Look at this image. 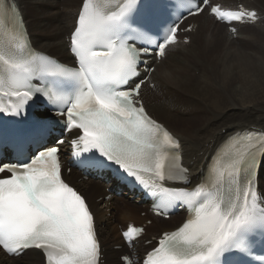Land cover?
Masks as SVG:
<instances>
[{
  "label": "snow or ice",
  "instance_id": "obj_1",
  "mask_svg": "<svg viewBox=\"0 0 264 264\" xmlns=\"http://www.w3.org/2000/svg\"><path fill=\"white\" fill-rule=\"evenodd\" d=\"M138 5L139 0H121L105 8L82 0L70 35L74 68L40 55L13 54L0 48V95L22 97L27 102L39 94L51 102L60 92L50 82L74 85L61 114H66L69 130L82 132L85 151L95 150L114 162L154 197H160L165 208L182 201L194 212L177 230L165 233L137 264H219L226 251H247L237 242L239 233L256 225L264 228V193L259 184H253L251 173L255 155L250 153L247 160L231 159L226 179L218 165L191 189L167 186L166 182L187 185L191 180L188 170L175 163L178 157L169 152V148L179 147L178 141L148 115L142 101L136 106L134 97H139L143 84L135 81L139 57L153 54V50L117 35L124 18ZM206 8L218 20L226 16L257 18L254 11H222L209 0H192L187 15H200ZM11 11L8 0H0V19L7 23ZM177 30L178 24L156 46L155 55L165 54L167 45L175 42ZM23 37L16 31L12 40L24 48ZM45 77L52 78L45 87L33 86L34 78L43 81ZM0 112L7 109L0 107ZM9 114L18 115L19 105ZM243 167L249 169L247 183L241 180L234 185L235 174ZM4 173L8 175L0 176V246L5 253L20 255L38 249L47 264H100L93 216L84 198L62 179L57 147L38 152L26 163H0V174ZM139 231L129 228L123 235L127 239Z\"/></svg>",
  "mask_w": 264,
  "mask_h": 264
},
{
  "label": "bare ground",
  "instance_id": "obj_2",
  "mask_svg": "<svg viewBox=\"0 0 264 264\" xmlns=\"http://www.w3.org/2000/svg\"><path fill=\"white\" fill-rule=\"evenodd\" d=\"M8 2L11 6H16L22 25L36 51L47 53L66 64L73 62L69 54L70 43H65V40L74 29L82 0L75 12L73 11L77 0H8ZM212 4H220V8L225 9H237L238 5H242L247 10H255L258 19L253 25H236V35L232 36L226 25L217 23L207 13L199 20L197 19L203 15L202 13L192 17L183 26V29L192 26V30L180 33L178 43L166 48L164 60L158 65L156 62L150 64L155 68L150 74L141 77L143 79L148 76V79L141 86L139 99L148 115L178 141L179 147L170 149L172 154L178 157L175 163L178 162L177 164L188 170L191 183L187 188H193L204 179L203 176L212 157L220 152L227 140L233 142L227 146L230 150L224 152L226 156L230 151L244 154L242 149L248 143L239 141L237 136L246 133L250 134L253 142V153L260 154L257 161L259 164L257 184L264 193V159H262L264 158V87L260 84L264 81V73L260 71L258 65V67L254 66L251 76L245 78L239 75V85H231L233 77L238 72L234 67L237 63L252 57H257L260 61L263 60L261 57L264 58V0H213ZM65 5L69 7L66 8ZM13 25L18 26V22ZM211 28L213 32L209 31ZM185 39L189 40L187 44L184 42ZM198 42H200L199 47L201 46L200 51L198 48H193ZM255 45L259 47L257 48L259 52L256 51L257 49L254 50ZM247 47L251 49L249 54L243 52ZM192 48L194 50L191 53ZM179 50L183 52L190 50V54L189 52L179 54ZM198 64L207 71L206 75L202 74V80L194 78L199 69ZM218 68H222L223 71L217 70ZM157 72L160 73V80L156 78ZM214 73L222 80L221 84L213 77ZM229 84L232 97L223 98L219 94L224 92L222 85L229 86ZM209 86H212L210 91L204 89ZM216 86L219 87L218 90L213 88ZM193 113H200L201 116L188 118L192 120L180 118L182 115L189 116ZM179 122L184 123L180 128L175 126ZM64 150L65 148L61 147V151ZM65 180L75 186L86 198L89 210L93 214L97 241L101 247L100 264H124L121 261L122 257L131 256V253L135 254V257H143L157 243L156 239L161 233L176 229L184 219L182 213L170 217L167 221L162 220L146 205H137L123 196L120 198L114 196V190L111 189L113 184L107 185L103 181L92 179L85 180L75 169L69 175H65ZM141 212H145L142 218H140ZM145 221H149L150 225L146 226L144 234L137 239V244L129 251L128 246L121 242L120 234L116 235V225L125 227L126 224L137 222L136 225L142 226ZM30 252L34 253L39 261L26 263L24 259ZM0 264L46 263L43 254L38 250L29 249L21 256L13 258L6 256L0 249Z\"/></svg>",
  "mask_w": 264,
  "mask_h": 264
},
{
  "label": "rangeland",
  "instance_id": "obj_3",
  "mask_svg": "<svg viewBox=\"0 0 264 264\" xmlns=\"http://www.w3.org/2000/svg\"><path fill=\"white\" fill-rule=\"evenodd\" d=\"M81 0H77V2H76V4H75V8H74V11L73 12H75V9H76V7L78 6V4H79V2H80ZM71 4V3H70ZM69 4V5H70ZM69 5L68 6H66L65 5V7L67 8V7H69ZM203 15L201 16V17H199L197 20H199L200 18H203L204 17V14L205 13H202ZM209 31H211V32H213V28H211ZM67 37V36H66ZM66 43V42H65ZM186 43V42H185ZM187 44V43H186ZM199 45H200V42H198L197 43V45L196 46H194L193 48L195 49H199L198 51H200L201 50V46L199 47ZM256 47V48H255ZM191 49V53L193 52V50L194 49ZM254 50L255 49H259V47L257 46V45H255L254 47ZM258 49L256 50V51H258ZM251 49L249 48V47H247V48H245L244 49V51L243 52H249ZM190 51V50H189ZM189 51H181V50H179L178 51V53L179 54H188V52ZM261 51V50H260ZM186 52V53H185ZM243 52H241V53H243ZM259 52V51H258ZM241 53H240V55H241ZM249 53H251V51L249 52ZM248 53V54H249ZM189 54H190V52H189ZM234 54V53H233ZM263 54H264V52H263ZM263 54H262V56H263ZM232 55V54H231ZM245 57V56H244ZM261 57V56H260ZM245 58H247V57H245ZM249 58H247V60H244V61H242V62H240V63H237L234 67L236 68V70H238V72L235 74V76L233 77V80H232V82H231V85L233 86H237V85H239V83H240V76L242 75L243 77H245V78H247V77H249V76H251V72H252V68L254 67V66H257L259 69H260V71L261 72H263L264 73V58L263 57H261V59H263L262 61H260V60H258V58L257 57H252L251 59H249ZM164 60V59H163ZM258 60V61H257ZM236 61V60H235ZM257 62V63H256ZM248 63V64H247ZM160 64V63H159ZM251 64V65H250ZM158 65V64H157ZM243 65V66H242ZM198 66H199V69H198V71L195 73V75H194V78H199V79H203L202 77V74H205L206 75V73H207V71L205 70V67L203 68V66L201 67L199 64H198ZM246 67H247V69H246ZM154 68H155V66H154ZM201 68H202V70H201ZM212 68V67H211ZM200 70V71H199ZM213 70H215V69H213ZM217 70H221V71H223L222 70V68H218ZM263 70V71H262ZM245 71V72H244ZM156 72V71H155ZM158 72H159V70H158ZM157 72V80H160V73H158ZM202 72V73H201ZM242 73V74H241ZM246 73V74H245ZM196 74H197V76H196ZM209 74H211V73H209ZM240 75V76H239ZM159 76V77H158ZM162 76H164V75H162ZM190 77V76H189ZM213 77L217 80V82L219 83V84H221V82H222V80L220 79V78H218V76L216 75V73H214V75H213ZM192 77H190V79H191ZM194 78H193V80H194ZM192 80V79H191ZM263 87H264V81H262L261 83H260ZM198 85H200V84H197V86ZM231 85L229 84V86H226V85H222V90L224 91V92H221V93H219L223 98H231L232 97V93H231ZM196 86V85H195ZM210 87H212V86H209V87H205L204 89L205 90H207V91H210ZM213 88H215V89H219V87L217 88V86L216 87H213ZM182 91H184V92H187V93H189L188 91H185V90H183L182 89ZM190 97L191 98H193V96L192 95H190ZM195 116H201L200 115V113H193V114H191V115H189V116H184V115H182L180 118H182V119H188V118H192V117H195ZM188 120H192V119H188ZM182 125H184V123H181V122H179L178 124H176L175 126L176 127H178V128H180ZM123 199V198H122ZM106 212H108V211H106ZM145 212H141V216H140V218H142V217H144L143 216V214H144ZM108 215L109 216H111V214L110 213H108ZM116 218H120L119 216H116ZM137 223V222H136ZM136 223H132V225H134V226H136ZM147 223V224H146ZM150 225V222L149 221H145V224H144V226H149ZM147 227H145V228H147ZM124 227H120V226H118V225H116V232H117V236H118V234H120V231H121V229H123ZM113 238H115V237H113ZM129 252V251H128ZM25 261H26V263H29V261H35V260H38L37 259V257H36V255L34 254V253H32V252H30L29 253V255L28 256H26L25 257V259H24ZM39 261V260H38Z\"/></svg>",
  "mask_w": 264,
  "mask_h": 264
}]
</instances>
